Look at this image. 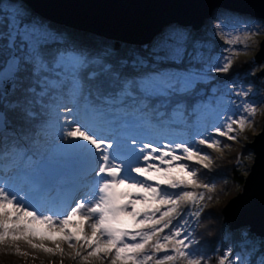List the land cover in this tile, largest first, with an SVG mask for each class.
<instances>
[{
	"label": "snow or ice",
	"instance_id": "6c2138e0",
	"mask_svg": "<svg viewBox=\"0 0 264 264\" xmlns=\"http://www.w3.org/2000/svg\"><path fill=\"white\" fill-rule=\"evenodd\" d=\"M11 3L19 6L11 19L5 15L0 27V175L16 168L18 161L31 162L40 152L39 137L56 128L66 141L63 167L75 175L86 160L82 175L94 174L95 179L87 185L89 192L66 207L54 203L60 190L57 174L38 171L29 176L27 190L0 179V247L27 256L20 249L24 242L64 257L65 242L82 264H210V257L192 250L198 243L192 223L199 224L216 191L200 173L211 171L214 163L207 149L230 148L217 137L237 140L257 115L256 104L230 100L235 111L218 113L220 123L191 145L138 142L125 139L119 129L130 118L182 122L189 98L199 94L211 73H228L237 50L226 49L231 55L212 62L199 30L175 25L146 46L85 55L60 46L59 31L23 0ZM216 19L220 23L214 28L221 31L230 27L255 34L264 28V20L257 27L250 19L231 25ZM234 95L246 98L249 91L240 88ZM239 235L242 248L252 243L249 231ZM37 236L53 239L56 247L34 243ZM259 243L264 248V239ZM255 252L253 247L245 256L237 252L231 258L228 249L218 264H249L247 257ZM259 264H264V253Z\"/></svg>",
	"mask_w": 264,
	"mask_h": 264
},
{
	"label": "water",
	"instance_id": "95a60500",
	"mask_svg": "<svg viewBox=\"0 0 264 264\" xmlns=\"http://www.w3.org/2000/svg\"><path fill=\"white\" fill-rule=\"evenodd\" d=\"M44 19L68 28L88 32L110 40L133 45H147L165 27L194 26L200 29L216 9L264 20V0H23ZM255 61L264 62V40ZM264 75L262 69L256 76ZM253 164L244 179L242 192L223 209V223L230 230L247 229L264 239V125L249 144ZM38 170L64 174V168L41 162Z\"/></svg>",
	"mask_w": 264,
	"mask_h": 264
},
{
	"label": "trees",
	"instance_id": "16d2710c",
	"mask_svg": "<svg viewBox=\"0 0 264 264\" xmlns=\"http://www.w3.org/2000/svg\"><path fill=\"white\" fill-rule=\"evenodd\" d=\"M7 5H10L11 7L15 6L16 9V7L19 6V3L13 5L11 0H3V3L0 4V27H2L5 23V15L7 14L8 18L9 11H12V8ZM36 15L39 16L38 14ZM46 21L53 29L58 30L61 34L60 46L66 47L70 51L83 52L85 55H95L96 53L103 54L106 52L115 54L117 52H123L125 49L146 46L110 40L88 32L74 30L48 20ZM199 35L200 37L202 36V30H199ZM236 61L238 62L233 63L232 68L228 73H211L212 79L210 80V83L203 85L197 96L189 98L186 107V115L182 122L161 124L155 119H152L148 123H140L130 118L128 123L123 126H127L126 128L130 131V133L135 127L142 126L146 129V131L153 132L155 135H161L169 139L173 137L165 135H182L179 138L180 141H187L191 145L194 140H198L196 134L200 129L208 131L210 130V126L214 124L213 120L210 118V114L208 115L207 113L209 110L216 109L215 103H217L218 100L215 97H217L220 92L219 88L222 84L239 80L241 83H251V85H254L256 89H261L264 92V79L257 77L255 74L250 76L251 69L256 65L254 60L251 58H237ZM212 91H215L214 96L212 95ZM64 115H69V113H65ZM44 119L47 121L49 117L46 115ZM53 129L56 128L47 129L46 135L51 133ZM39 140L40 143H42L43 139L39 138ZM222 142L225 143L224 138ZM223 153L229 156L226 157ZM223 153L216 151V155L211 154L214 160L211 171L203 169L201 170L200 175L205 182L215 184L216 190L222 193L220 195L230 196L229 199H231L240 191L243 186L244 179L249 172V163L247 158L250 156V150L246 144L240 147L234 154H229L227 149ZM38 162L40 163L41 161L38 160ZM39 163L36 164V166L39 165ZM27 164L28 161H18L16 169L20 168L21 165L25 168ZM217 199L218 198H215V200L213 199L205 206L200 217L199 224H196L195 221L192 223L193 236L195 240L198 241L197 244L193 245L192 250L196 251L198 255H202L205 258L210 257V264H218V260L224 256V253L228 249L232 250V255H236L237 252H240L242 256H245L250 248L255 247V254L248 256L247 259L249 264H253V262L254 264H259L260 255L264 253V248L260 246L259 242L263 238L252 234V243L242 248L239 234L241 230L247 229L234 231L230 230L229 227L223 223L222 216V210L228 201L221 209H214L211 206ZM8 252H13V249L0 247V253L3 255H6L5 253ZM13 256H15V254ZM18 257L22 258L21 255ZM6 259L8 261L13 260L12 256L7 257ZM29 259V256H27L25 260H14V264H23V261L24 264H28ZM74 262L76 263V261ZM68 263L69 262L67 261L64 264Z\"/></svg>",
	"mask_w": 264,
	"mask_h": 264
},
{
	"label": "rangeland",
	"instance_id": "374dc122",
	"mask_svg": "<svg viewBox=\"0 0 264 264\" xmlns=\"http://www.w3.org/2000/svg\"><path fill=\"white\" fill-rule=\"evenodd\" d=\"M7 6L11 7L10 5H7ZM11 8H12L11 9L12 11H9V15H8L9 19H11V16L15 13V6ZM233 15L238 17V19L237 18L228 19V17H232ZM218 16L221 17V19L224 20L229 25L240 23L244 19H250L248 17H243V16H239L236 14H232L230 12H227L221 9L214 10L211 18L209 20H206L204 24L202 25V27L199 29V30H202L201 37L206 45V53H205L206 56H208L212 62H215V60L219 59L221 56L231 55L230 52H226L225 50L232 48L233 50H237V54L233 57V63L238 62L236 61L237 58H245V59L251 58L252 60H254L256 65L254 68L251 69L250 76L254 74L257 75L262 69H264V62H260L258 64L254 58L255 55L259 52L260 43L264 40V28H262L261 31L255 34H253L252 32L246 31V30H238V31L232 30L230 27L221 31L218 27L214 28V25H217L220 23V21L216 19ZM254 21H256L257 27H260V21H257V20H254ZM175 25L176 24H171L165 27L163 30L167 29L170 26H175ZM253 32H255V29H253ZM229 40H232L233 43L229 44L228 43ZM245 44L248 45L247 50H244ZM212 74H217V73L213 72ZM259 78L264 79V75ZM208 83H210V81ZM229 85H235V88H232L230 90L228 87ZM240 88H243L244 90L249 91V95L246 98L238 99L234 95V93ZM219 91L220 92L218 93L217 97H215L218 100V102L215 103L216 109L209 110L207 113L208 115L210 114L211 116L210 118L214 122L213 125L220 123V121L217 118L218 113L235 111V108L231 104H229L230 100H236L237 104H239L241 102V99H246L249 102H254L257 107V115L255 116L254 120L246 126L243 132L239 134V138L237 140L229 141V140H226L224 137H217L221 139L222 141L224 138L225 144L231 145L230 148L223 147L219 152L223 153L227 149L229 154H234L237 150H239L240 147L246 144L248 145V148H249V144H251L254 141L255 137L258 134H260L263 130L264 92L261 89H256V87L254 85H251V83H241L239 80H234L232 82H227V83L222 84L219 88ZM212 95L213 96L215 95V91H212ZM68 107H73V105L69 104ZM67 116L69 117V119H71L72 114H69ZM212 126H210V130ZM126 127L127 126H122L119 129V131L121 132L122 136L125 139L127 137H135L138 140V142L153 143L154 145H157V146L161 144H166V143L174 144L176 142H182L179 139L180 136L182 135L180 136L179 135H165V136L173 137L169 139L161 135H155L153 132L146 131V129L142 126L135 127L132 133H130V131ZM210 130L206 131L205 129H200L196 134L198 139L202 135H206ZM39 138L43 139L42 143H40L41 144L40 152L32 158V161L28 162L25 168L23 167V165H21L20 168L18 169L12 168V169L5 171L3 175H0V179H4V180L11 181L13 183H16L20 187H23L25 188V190H27V187L29 184V176L39 171L37 168L38 165L36 166V164L39 163L38 160H40L41 162H49L51 164L60 165L63 167L66 157H65V149L62 147V145L66 143V141H64L60 137L59 130L53 129V131H51V133H49L48 135L42 134ZM207 151L213 155L216 152V151H213L212 149H207ZM223 155H225L226 157L229 156V155H226L225 153H223ZM254 157L255 156L253 152L250 150V156L247 158V161L249 163V170H250L251 165L253 164ZM182 162H187V161H182ZM87 167H88L87 161L82 160L79 165L78 172L75 175L71 172H68L63 167L64 174L60 179L57 180L58 187L60 190L58 193L55 194V199H54V203L58 207H66L69 205L74 206L78 199H80L87 192H89V187H87V185L91 184V182L95 179V176L93 174L92 176L83 177L82 173ZM26 172L28 173L27 176L25 175ZM76 187L78 188L80 187V189L82 190L78 191ZM69 191L71 192V195ZM241 192H242V188L237 194ZM220 194L222 193H220L217 190L215 191V194H214L215 198H218V199L216 200L215 203H212L213 205L211 207L214 209H217V208L221 209L222 206H224V204L227 201L232 199V198L229 199L230 196H222ZM209 203L210 202H206V205ZM222 216H223V210H222ZM128 226L130 227V225ZM85 232L88 235H91V230L87 227H85ZM34 243H37V244L43 243L46 247H49V248L56 247V242L53 239L41 240L38 236L34 238ZM61 247L64 248L65 253H66L64 257H61L58 254L55 256H52L39 249H33L24 242L20 243L21 251L28 253L27 256H29L30 258L28 261V264H64L67 261L69 262L68 264H82V262L78 258L75 260L70 255L74 253L75 249L70 248L69 245L65 242H61ZM84 251L86 254L88 249L85 248ZM12 253L13 252L5 253L6 255H3L2 253H0V264H10V263L14 264V260L15 261L22 260V259L25 260V258L27 257V256H22V258L21 257L19 258L18 257L19 255L15 254V256H13L14 254ZM5 256L7 257L12 256L13 260L8 261L6 259L7 257ZM234 257L235 255H232L231 258H234ZM74 261H76V263ZM22 263L24 264V261ZM97 264H100V262H97ZM103 264H108V261L107 260L103 261Z\"/></svg>",
	"mask_w": 264,
	"mask_h": 264
},
{
	"label": "bare ground",
	"instance_id": "6f19581e",
	"mask_svg": "<svg viewBox=\"0 0 264 264\" xmlns=\"http://www.w3.org/2000/svg\"><path fill=\"white\" fill-rule=\"evenodd\" d=\"M72 182V181H71ZM73 185V184H72ZM77 186V185H76ZM70 187V186H69ZM81 187V186H80ZM80 187H76V189H78V191H81L82 189H80ZM75 190V189H74ZM70 195H71V192L69 191ZM79 194V193H78ZM70 197V196H69ZM73 198V197H72Z\"/></svg>",
	"mask_w": 264,
	"mask_h": 264
}]
</instances>
